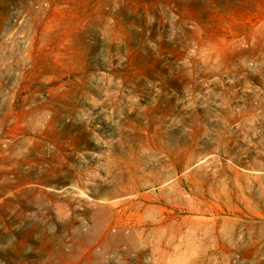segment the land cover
<instances>
[{
    "label": "rangeland",
    "instance_id": "1",
    "mask_svg": "<svg viewBox=\"0 0 264 264\" xmlns=\"http://www.w3.org/2000/svg\"><path fill=\"white\" fill-rule=\"evenodd\" d=\"M0 264H264V0H0Z\"/></svg>",
    "mask_w": 264,
    "mask_h": 264
}]
</instances>
